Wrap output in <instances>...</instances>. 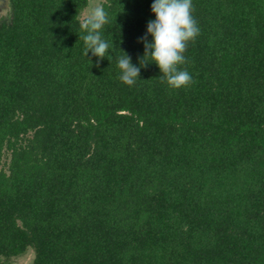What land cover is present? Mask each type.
<instances>
[{
	"label": "trees",
	"instance_id": "1",
	"mask_svg": "<svg viewBox=\"0 0 264 264\" xmlns=\"http://www.w3.org/2000/svg\"><path fill=\"white\" fill-rule=\"evenodd\" d=\"M89 2L0 11V264H264V0H192L179 89L155 62L119 80L153 0L103 1L99 61Z\"/></svg>",
	"mask_w": 264,
	"mask_h": 264
},
{
	"label": "clouds",
	"instance_id": "2",
	"mask_svg": "<svg viewBox=\"0 0 264 264\" xmlns=\"http://www.w3.org/2000/svg\"><path fill=\"white\" fill-rule=\"evenodd\" d=\"M151 11L155 19L148 21L145 36L139 38L145 49L139 59L140 66L134 65L131 57L121 50L123 55L117 58L119 80L129 87L134 86L140 79V68L155 62L162 73L161 82L174 89L187 88L194 80L187 68L181 66L187 63L185 52L189 44L194 43L200 34L198 21L193 15L195 5L192 0H153ZM109 22L104 5H98L90 16L79 21L81 31L86 33L79 36L84 42L85 57L88 58L91 52L98 61L105 57L109 59V50L115 46L103 36ZM148 35L152 37L151 42L147 40Z\"/></svg>",
	"mask_w": 264,
	"mask_h": 264
},
{
	"label": "rangeland",
	"instance_id": "3",
	"mask_svg": "<svg viewBox=\"0 0 264 264\" xmlns=\"http://www.w3.org/2000/svg\"><path fill=\"white\" fill-rule=\"evenodd\" d=\"M104 0H90L89 5L82 11L81 18L85 19L92 14L98 5H102ZM9 160V159H8ZM6 160L5 162H8ZM34 251L31 249L25 254L12 258L13 264H33Z\"/></svg>",
	"mask_w": 264,
	"mask_h": 264
},
{
	"label": "water",
	"instance_id": "4",
	"mask_svg": "<svg viewBox=\"0 0 264 264\" xmlns=\"http://www.w3.org/2000/svg\"><path fill=\"white\" fill-rule=\"evenodd\" d=\"M9 0H0V11H2L7 5Z\"/></svg>",
	"mask_w": 264,
	"mask_h": 264
}]
</instances>
